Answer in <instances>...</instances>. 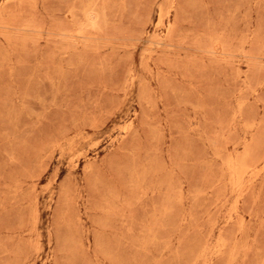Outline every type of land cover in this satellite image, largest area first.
<instances>
[{
  "label": "rangeland",
  "instance_id": "obj_1",
  "mask_svg": "<svg viewBox=\"0 0 264 264\" xmlns=\"http://www.w3.org/2000/svg\"><path fill=\"white\" fill-rule=\"evenodd\" d=\"M0 264H264V0H0Z\"/></svg>",
  "mask_w": 264,
  "mask_h": 264
},
{
  "label": "bare ground",
  "instance_id": "obj_2",
  "mask_svg": "<svg viewBox=\"0 0 264 264\" xmlns=\"http://www.w3.org/2000/svg\"><path fill=\"white\" fill-rule=\"evenodd\" d=\"M160 46V45H159Z\"/></svg>",
  "mask_w": 264,
  "mask_h": 264
}]
</instances>
